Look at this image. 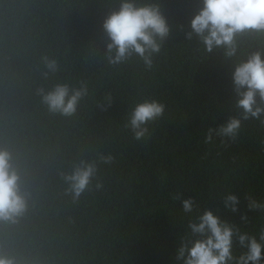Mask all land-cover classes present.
Segmentation results:
<instances>
[{
	"label": "trees",
	"instance_id": "16d2710c",
	"mask_svg": "<svg viewBox=\"0 0 264 264\" xmlns=\"http://www.w3.org/2000/svg\"><path fill=\"white\" fill-rule=\"evenodd\" d=\"M119 2L0 0V148L28 203L16 223H0V254L18 264H175L192 218L176 193L196 201L195 215L210 209L242 232L264 228V212L248 210L249 197L264 202V125L242 121L235 138L205 143L209 128L239 115L231 72L264 52V34L238 36L231 59L207 53L185 36L202 0H159L171 30L151 67L136 56L112 64L102 23ZM43 57L57 64L47 77ZM57 84L87 89L72 116L49 112L37 94ZM152 100L164 113L137 140L130 112ZM81 160L97 171L73 200L63 175ZM227 194L239 199L236 213L224 209Z\"/></svg>",
	"mask_w": 264,
	"mask_h": 264
},
{
	"label": "clouds",
	"instance_id": "9594fccd",
	"mask_svg": "<svg viewBox=\"0 0 264 264\" xmlns=\"http://www.w3.org/2000/svg\"><path fill=\"white\" fill-rule=\"evenodd\" d=\"M185 33L187 39L197 38L207 53L222 49L226 59L237 56V37L242 34H264V0H202ZM102 29L107 37L105 44L109 63L119 64L133 56L139 57L147 67L152 56L160 51L161 41L168 37L170 26L159 0L140 3L139 0H120L118 10L110 12L103 20ZM264 52L254 51L233 66L231 72L234 107L239 115L229 119L216 129L209 128L205 143L212 142L213 135L235 138L242 121L259 120L264 125ZM48 73L57 70L55 60L42 58ZM86 87L69 88L57 84L45 91L37 89L41 102L51 113L72 116L77 104L86 94ZM164 113V104L144 101L136 104L129 115L128 127L134 138L144 137L145 126ZM104 163L110 156H102ZM97 171L94 162L81 160L69 174L63 175L67 194L76 200L88 188ZM99 187V185H97ZM180 200L182 212L192 217L185 236L175 252V264H264V228L252 234L229 224L210 209L195 215L198 205L191 197L181 199L179 193L172 197ZM225 211L236 213L239 199L227 194L222 200ZM27 194L21 190V177L12 153L0 148V223H16L27 211ZM248 210L264 212V202L248 198ZM241 221L247 216L241 215ZM238 248L239 254L235 253ZM0 264H18L15 257L0 254Z\"/></svg>",
	"mask_w": 264,
	"mask_h": 264
}]
</instances>
